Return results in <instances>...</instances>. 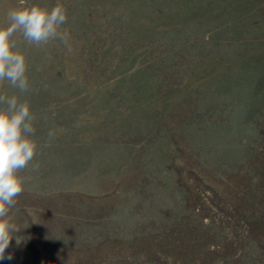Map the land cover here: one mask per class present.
<instances>
[{"label": "rangeland", "instance_id": "374dc122", "mask_svg": "<svg viewBox=\"0 0 264 264\" xmlns=\"http://www.w3.org/2000/svg\"><path fill=\"white\" fill-rule=\"evenodd\" d=\"M28 3L70 39L17 34L29 90L0 85L38 142L0 264H264V0Z\"/></svg>", "mask_w": 264, "mask_h": 264}, {"label": "clouds", "instance_id": "9594fccd", "mask_svg": "<svg viewBox=\"0 0 264 264\" xmlns=\"http://www.w3.org/2000/svg\"><path fill=\"white\" fill-rule=\"evenodd\" d=\"M67 20V10L60 3L48 7L20 0V6L7 13L8 23L0 25V85L7 82L21 93L29 90L28 66L15 38L17 34L29 44H47L53 39L67 44L69 32L62 30ZM34 120L27 100L0 94V260L12 259L5 252L14 238L13 233L20 231L12 222L10 211L17 204L27 179L19 173L28 168L38 149ZM48 135L52 137L53 133ZM15 239L17 245L22 241L21 237Z\"/></svg>", "mask_w": 264, "mask_h": 264}]
</instances>
